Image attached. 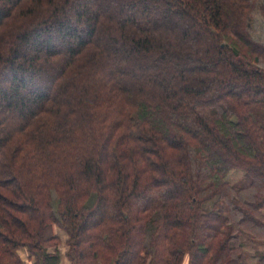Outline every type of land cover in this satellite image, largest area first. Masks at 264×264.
<instances>
[{"label":"trees","instance_id":"16d2710c","mask_svg":"<svg viewBox=\"0 0 264 264\" xmlns=\"http://www.w3.org/2000/svg\"><path fill=\"white\" fill-rule=\"evenodd\" d=\"M263 60L264 0H0V264H250Z\"/></svg>","mask_w":264,"mask_h":264},{"label":"crops","instance_id":"0c3cea01","mask_svg":"<svg viewBox=\"0 0 264 264\" xmlns=\"http://www.w3.org/2000/svg\"><path fill=\"white\" fill-rule=\"evenodd\" d=\"M242 174L238 173H231L229 176V181L236 183L234 181L235 177L237 176L236 180L239 183H244L245 179H240ZM262 214L264 215V208L262 209ZM256 244L253 247H247L248 252V261L250 264H264V239L262 240H256ZM61 255H60V264H71L67 257H65V246L63 245L60 249ZM18 254L20 258L25 261L27 264H30V261H28V253L25 249H20L18 251Z\"/></svg>","mask_w":264,"mask_h":264},{"label":"rangeland","instance_id":"374dc122","mask_svg":"<svg viewBox=\"0 0 264 264\" xmlns=\"http://www.w3.org/2000/svg\"><path fill=\"white\" fill-rule=\"evenodd\" d=\"M260 66L264 67V60L261 61ZM239 174H241V173H239ZM236 178H237V176L235 177L234 181H235L236 183H238V181L236 180ZM228 179H229V177H228ZM240 179H242V175H241ZM231 183H233V182H231ZM65 237H66V236H65ZM65 239H66V238H65ZM62 244H64V246H65V240L63 241ZM183 264H187V261H185Z\"/></svg>","mask_w":264,"mask_h":264}]
</instances>
